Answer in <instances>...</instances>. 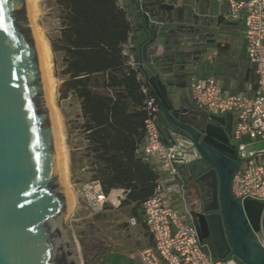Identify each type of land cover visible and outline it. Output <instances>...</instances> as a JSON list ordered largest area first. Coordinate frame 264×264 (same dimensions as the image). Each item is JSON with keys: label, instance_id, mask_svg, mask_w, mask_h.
<instances>
[{"label": "water", "instance_id": "obj_1", "mask_svg": "<svg viewBox=\"0 0 264 264\" xmlns=\"http://www.w3.org/2000/svg\"><path fill=\"white\" fill-rule=\"evenodd\" d=\"M30 0H0V264H79L77 245L64 218L69 197L62 189L56 133L47 103L41 54L31 24ZM160 8L172 9L162 2ZM134 7V8H133ZM137 31L136 58L143 81L159 106L157 125L165 144L186 150L178 173L200 196L203 218H191L211 256L264 264L256 233L264 228V202L236 196L233 179L264 141L232 138V113L216 115L184 106L168 92L149 53L159 27L129 0Z\"/></svg>", "mask_w": 264, "mask_h": 264}, {"label": "trees", "instance_id": "obj_2", "mask_svg": "<svg viewBox=\"0 0 264 264\" xmlns=\"http://www.w3.org/2000/svg\"><path fill=\"white\" fill-rule=\"evenodd\" d=\"M55 2L61 11L60 33L51 45L62 52L64 78L59 93L62 98L71 94L79 102L81 122L77 127L87 141L84 157L90 167V179H98L105 193L123 189L125 199L120 205H131V213L142 222V204L151 195L159 171L140 151L147 115L144 100L153 93L142 92L143 75L138 76L139 67L131 66L129 55L124 52V45L129 42L133 44L129 52L135 55L138 51L133 40L136 25L120 0ZM162 2L142 0V7L158 21H164V14L171 11L177 21H183L184 8L169 11L160 8ZM177 31L190 36L192 29L183 25L170 29L166 44L172 41L170 36L174 37L172 43H176ZM196 51L183 49L176 51V55L165 52L154 60L173 59L174 55L191 57ZM165 71L173 69L168 67ZM184 77V73L169 74V79L174 80L171 83L179 86L184 85ZM106 253L95 243L89 252L83 249V262H102Z\"/></svg>", "mask_w": 264, "mask_h": 264}, {"label": "built area", "instance_id": "obj_3", "mask_svg": "<svg viewBox=\"0 0 264 264\" xmlns=\"http://www.w3.org/2000/svg\"><path fill=\"white\" fill-rule=\"evenodd\" d=\"M228 5L225 19L238 18L245 13V52L254 66L256 81L250 86V94L231 92L224 89L213 76L189 79L190 96L194 105L211 114L232 113L231 136L239 144L248 136L264 141V0H217ZM132 42L124 45L129 55V64L139 67L136 55L129 52ZM142 74L141 71L138 76ZM141 90L148 94L150 89L143 82ZM151 92V91H150ZM146 118L145 135L140 151L159 171L151 195L142 204L143 223L149 233L152 245L138 250L141 264H237L234 256L225 259L213 257L202 248L197 230L191 221L185 200V184L181 179L179 163L186 150L178 144H165L157 125L159 106L154 95H146L144 100ZM75 199L81 201L92 214L106 210L113 205L109 193H105L98 179H88L78 188L72 187ZM232 190L241 199L252 198L264 202V149H260L244 159L233 179ZM125 199L122 191L116 196L119 205ZM181 204L183 213L175 205ZM129 223L135 225L132 216ZM264 248V231L256 233ZM244 264V263H243Z\"/></svg>", "mask_w": 264, "mask_h": 264}, {"label": "rangeland", "instance_id": "obj_4", "mask_svg": "<svg viewBox=\"0 0 264 264\" xmlns=\"http://www.w3.org/2000/svg\"><path fill=\"white\" fill-rule=\"evenodd\" d=\"M210 10L217 11V2H211ZM31 15L30 20L36 38L43 43L41 44L46 51L47 103L52 117L55 118L53 122H56L60 133L65 163V177L64 181H61L62 189L71 196L73 201L63 224L71 229L80 258L79 264H84L83 249L89 252L95 243L100 244L107 253L102 262L90 264H141L137 255V242L138 240L143 242L146 233L139 224L129 223L132 214L131 205L107 206L106 210L99 215L90 213L81 201H79L81 207L75 206L76 199L72 187L78 188L81 182L90 179L91 173L88 161L84 157L87 141L77 127L81 122L79 102L73 95L69 94L66 98H62L59 93V87L64 78L61 73L62 52L54 50L51 44L60 33L61 11L55 0H32ZM232 33L237 34V32ZM254 142L257 140L248 136L242 138L243 144ZM175 206L182 214V205ZM235 262L243 264L237 258Z\"/></svg>", "mask_w": 264, "mask_h": 264}, {"label": "crops", "instance_id": "obj_5", "mask_svg": "<svg viewBox=\"0 0 264 264\" xmlns=\"http://www.w3.org/2000/svg\"><path fill=\"white\" fill-rule=\"evenodd\" d=\"M212 1L217 2L216 12L210 10ZM120 2L127 9L129 0H120ZM164 2L172 4L173 8H184L183 21L180 22L177 21L175 12L171 11L172 9H167L171 12L164 14L166 17L164 21H158L150 16V19L157 23L159 30L156 40L149 47V53L152 65L167 85L169 94L184 106H194L189 90V79L192 75L213 76L224 89L250 94L249 87L255 84L256 75L254 66L249 62L245 52V13L241 12L238 18L225 19L223 15L227 12L228 5L217 0H164ZM129 16L132 17L130 14ZM177 25L190 26L191 35L183 36L177 31L176 43H172L174 37L170 36L172 41L166 44L165 38L169 30ZM232 32H237V34ZM183 49H195L197 51L191 57L175 56L176 51ZM165 52L175 54L174 58L164 61L154 60V58L163 56ZM177 62L180 64L176 65ZM168 67L172 68L173 71L166 72L165 69ZM175 73L185 74L183 86L171 83L174 80L173 78L169 79V74L174 75ZM121 191L122 189L118 188L109 192L110 200L113 202L112 206L118 207L116 196ZM76 205L77 208L81 207L77 201ZM132 216L134 215L131 214ZM134 217L136 218V216ZM136 224H139L146 233L145 240L143 242L138 240L137 242L138 250L151 246L152 240L143 223V218L142 222L137 220Z\"/></svg>", "mask_w": 264, "mask_h": 264}, {"label": "bare ground", "instance_id": "obj_6", "mask_svg": "<svg viewBox=\"0 0 264 264\" xmlns=\"http://www.w3.org/2000/svg\"><path fill=\"white\" fill-rule=\"evenodd\" d=\"M29 13H30V17L32 16V0H30V5H29ZM38 39V46H39V50H40V54H41V59H42V65H43V71H44V78H45V86L47 88V67H46V63H45V58H46V51L44 49V46L42 45V42H39V38ZM42 43V44H41ZM55 117V116H54ZM55 119V118H53ZM54 127H55V133H56V141H57V154H58V160H59V170H60V175H61V181H64V177H65V163H64V157H63V152H62V147H61V140H60V133L58 130V127L56 125V122L54 121ZM69 209H71L73 201L71 196H69Z\"/></svg>", "mask_w": 264, "mask_h": 264}, {"label": "flooded vegetation", "instance_id": "obj_7", "mask_svg": "<svg viewBox=\"0 0 264 264\" xmlns=\"http://www.w3.org/2000/svg\"><path fill=\"white\" fill-rule=\"evenodd\" d=\"M185 200L190 219L201 221L203 218L202 204L197 189L192 185H185Z\"/></svg>", "mask_w": 264, "mask_h": 264}]
</instances>
